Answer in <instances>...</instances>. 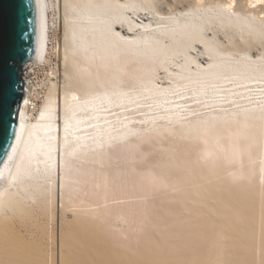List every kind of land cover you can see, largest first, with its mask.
I'll return each instance as SVG.
<instances>
[{
  "label": "bare ground",
  "instance_id": "obj_1",
  "mask_svg": "<svg viewBox=\"0 0 264 264\" xmlns=\"http://www.w3.org/2000/svg\"><path fill=\"white\" fill-rule=\"evenodd\" d=\"M152 1L36 0L28 74L55 51L62 83L27 75L0 167V264H264V58L249 54L264 0ZM215 21L242 52L207 37ZM144 144L158 155L136 167ZM187 146L214 163L183 161ZM153 190L179 210L151 217V239L120 240L119 217Z\"/></svg>",
  "mask_w": 264,
  "mask_h": 264
},
{
  "label": "rangeland",
  "instance_id": "obj_2",
  "mask_svg": "<svg viewBox=\"0 0 264 264\" xmlns=\"http://www.w3.org/2000/svg\"><path fill=\"white\" fill-rule=\"evenodd\" d=\"M156 1L157 0L152 1L153 5H154V3H156ZM156 5H159V4L157 3ZM150 16H152V15H149V17ZM152 22H154V20H152ZM230 22L235 23L236 21L233 20ZM211 27H212V30H208L206 32L207 37H212V40L220 43L222 45L221 47H223V48L232 50L233 48L231 45L233 43H242V44L245 43L243 41V39H245V38H242L241 35L236 32L238 30L236 29L235 26L225 24L224 22H221V21H215ZM257 32H258V37L256 39H254V41L252 43L253 44L252 48L249 50V54L252 58L255 57L257 59H259V58L263 59L264 58V24L263 23H261L259 25V30ZM201 50H202L201 47L195 46V50L190 49L189 55L190 56L198 55L197 54L198 51H201ZM232 51H233V54H239L240 52H242L241 49H239V50L233 49ZM56 53L57 52L54 51L53 53L50 54V58L48 59L47 63H43V62L38 63L39 65L34 67L32 74L29 75V77H31L30 79L32 81H35V83L40 84L39 87L43 89V92H46L49 90L51 83H54V82H57L56 84H58L59 82L62 83V79L59 77V74L55 73V72L59 71L58 65L60 63V61H58L59 60L58 55H57L58 53L57 54ZM200 59H201V57L198 58V62L200 64L206 63V61H200ZM176 61L179 62L181 60L178 58V59H176ZM38 68H40L39 72H38ZM164 71L165 70L160 69L158 72V77L161 80V81L159 80L160 85H163L165 82H167V81H165L166 80V78H165L166 72H164ZM36 80H39V81L36 82ZM40 96L42 98V94ZM142 147L144 149H146V151L148 150V152L146 153L145 160H141L140 158H138L140 160H138V159L135 160L136 167H142V166L144 167L145 165H147L144 163L146 160L154 161L155 157L158 155V149L156 147L151 146V144L150 145L144 144V146H142ZM179 151L180 152H179L178 156H182L183 158H181V159H183V161H188L191 165H193L196 168H200V169L204 170L208 163H210V164L214 163L213 161H211L209 159L205 160V159L200 158L198 156L196 149L193 148L192 146L181 147V148H179ZM205 163H207V164L205 165ZM216 165L219 168L223 169L225 167L229 168L230 166L233 165V163L232 164H226L222 160L217 159ZM175 172L176 171H172V173H175ZM176 173H178V172H176ZM230 173L231 172H228L226 174V177H227L226 180L228 182L230 180L231 183L233 182V184L235 186H241V185L249 186V187L258 186V188H259L263 185L260 182V180H257V179L247 180L242 176H236V177H233L232 179L231 178L229 179L228 177H229ZM172 194L173 193H169V194L160 193V191L153 190L152 195L150 197H148L146 201L142 200L140 198L133 199L132 202L136 205H135V210L131 212V213L134 212L133 213L134 215L131 214L132 221L131 222H127V221L124 222L123 217H119V221L117 222L118 231L116 232L115 231L116 229L113 228V231H115V233H116L115 235L120 240L123 239V241H126V242L128 241L132 245H136V246L139 245V243H140L139 241L142 240L144 238V236L146 238L151 239L152 236L148 232L146 233L143 230L147 223L153 221L152 219H154V218H151V217H153V215L155 216L156 214L161 215V216L162 215L166 216L167 213L171 214V212H175V211L179 210L178 206L176 205V203L172 199V196H173ZM18 228L22 233H24L23 228H21V226H19Z\"/></svg>",
  "mask_w": 264,
  "mask_h": 264
},
{
  "label": "water",
  "instance_id": "obj_3",
  "mask_svg": "<svg viewBox=\"0 0 264 264\" xmlns=\"http://www.w3.org/2000/svg\"><path fill=\"white\" fill-rule=\"evenodd\" d=\"M36 43V0H0V167L17 133L24 96L21 71L34 59Z\"/></svg>",
  "mask_w": 264,
  "mask_h": 264
},
{
  "label": "built area",
  "instance_id": "obj_4",
  "mask_svg": "<svg viewBox=\"0 0 264 264\" xmlns=\"http://www.w3.org/2000/svg\"><path fill=\"white\" fill-rule=\"evenodd\" d=\"M29 67H30V63H27L26 65L23 66L22 71H21V77L22 80L24 82V95L26 94L27 90V78L29 76L28 71H29ZM40 68H38V72H39ZM28 75V76H27ZM31 78V77H30ZM39 80H36V82H38ZM39 91V90H38ZM41 102V96H39V100H36L34 103L37 105H39V103Z\"/></svg>",
  "mask_w": 264,
  "mask_h": 264
}]
</instances>
